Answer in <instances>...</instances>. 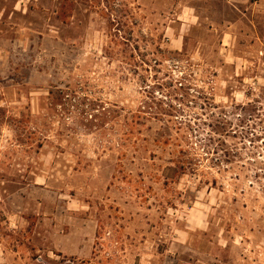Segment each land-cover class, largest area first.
Returning <instances> with one entry per match:
<instances>
[{
    "label": "rangeland",
    "instance_id": "obj_1",
    "mask_svg": "<svg viewBox=\"0 0 264 264\" xmlns=\"http://www.w3.org/2000/svg\"><path fill=\"white\" fill-rule=\"evenodd\" d=\"M0 264H264V0H0Z\"/></svg>",
    "mask_w": 264,
    "mask_h": 264
},
{
    "label": "trees",
    "instance_id": "obj_2",
    "mask_svg": "<svg viewBox=\"0 0 264 264\" xmlns=\"http://www.w3.org/2000/svg\"><path fill=\"white\" fill-rule=\"evenodd\" d=\"M173 160H174L173 161L174 166L168 168V172L169 173L171 172V176H175L172 178H178L180 175L186 174L187 162L177 161L176 159H173ZM172 173H174V174L172 175ZM167 176H170V175H167Z\"/></svg>",
    "mask_w": 264,
    "mask_h": 264
}]
</instances>
